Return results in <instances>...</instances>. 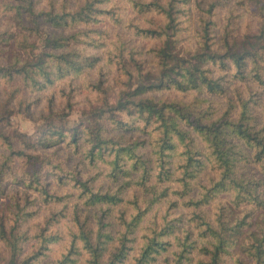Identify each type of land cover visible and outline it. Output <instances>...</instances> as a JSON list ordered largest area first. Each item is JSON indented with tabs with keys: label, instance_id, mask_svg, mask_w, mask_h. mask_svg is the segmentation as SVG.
I'll use <instances>...</instances> for the list:
<instances>
[{
	"label": "clouds",
	"instance_id": "1",
	"mask_svg": "<svg viewBox=\"0 0 264 264\" xmlns=\"http://www.w3.org/2000/svg\"><path fill=\"white\" fill-rule=\"evenodd\" d=\"M89 2L24 0L22 7L27 23L18 24L16 15L20 6L13 0H0V16L4 17L0 33L5 34L0 41V145L5 159L9 152L19 148L50 157L48 168L59 173L61 168L56 165L72 151L76 157L73 166L77 160L80 162L79 168L86 170L82 173L85 180L102 172L96 181L97 188L93 189L97 191L99 184L111 182V162L122 147H131L137 155L141 151L155 153L163 142L165 129L167 137L174 139L178 131L192 132L189 119L212 125L229 111L230 106L227 118L233 126L240 123L247 127V121L241 117L242 105L251 93L264 89V0H220L219 3L205 0L203 4L191 0L182 6L185 14L177 19L178 30H173L175 35L162 29L171 42L167 58L160 51L163 36L140 31L147 26L148 17L164 15L159 9L141 15L137 11L140 5L133 7L135 0H109L91 5L104 12L92 11L87 20L81 18L83 13L76 16L77 12L88 7ZM160 7L167 9L168 5L161 3ZM209 8H212L211 12ZM54 39L58 46H53ZM77 41L81 43L77 44ZM71 51L95 55L98 60L82 72L75 71L57 59L62 52ZM222 53H228L225 62L229 65V79L231 69L238 65L236 81L227 94L217 93L213 97L200 81H197L198 87H191L184 74V69L194 63L191 57L203 54V67L209 68L213 67V60L209 57ZM181 58L188 60L189 64H180ZM56 65H60V71L54 70ZM176 65L179 67L174 68ZM177 71L182 74L177 75ZM178 84L186 85V90H178ZM21 120L28 123L21 127ZM56 127H62L66 145L60 159L52 155L54 148L47 151L41 148L43 143L56 139L53 135ZM157 128L158 131H154ZM262 128L264 122L255 131ZM73 133L75 142L68 143ZM260 135L264 136V132ZM234 139L238 146L246 143L240 137L234 136ZM137 140L148 141L146 148L139 149L135 144ZM25 144L33 147L25 148ZM119 155L120 167L132 171L135 157L129 159L127 152ZM152 159L155 161L157 157L153 155ZM21 171L18 169L17 174ZM159 171V167L153 165L147 186L157 183L156 173ZM143 174L141 166L133 176L122 177L121 183L138 180ZM193 184L195 181L189 186ZM65 191L74 189L69 186ZM37 196L43 200L39 193L33 198ZM63 203L69 204L70 214L71 205L82 201L73 199ZM63 203L56 205V210L62 208ZM252 207L243 205L241 214ZM14 219L9 215L8 228L12 227ZM56 228H62V224ZM95 229L93 224V234ZM36 231L32 229V233ZM222 235L225 247L235 250L229 264H236L243 250H254L251 245L264 237V210L260 211L252 228L245 227L236 235ZM212 242H216L215 238ZM0 245V264H9L13 251L9 239L0 241ZM48 248V264H53L57 258L55 245L49 244ZM29 254L30 250L24 251L23 255L17 253V264ZM243 254L247 255L246 252ZM163 259L162 254L156 264H163Z\"/></svg>",
	"mask_w": 264,
	"mask_h": 264
},
{
	"label": "trees",
	"instance_id": "2",
	"mask_svg": "<svg viewBox=\"0 0 264 264\" xmlns=\"http://www.w3.org/2000/svg\"><path fill=\"white\" fill-rule=\"evenodd\" d=\"M13 2L20 6L17 10L16 22L27 23L25 10L22 7L24 0H13ZM105 2L109 0H90L88 7L81 9L75 15L81 16L83 13L81 18L87 20L88 14L92 11L97 13L105 11L93 9L91 5ZM216 2L219 3L220 0ZM161 3H167V9L161 8ZM188 3H191V0H135L133 7L139 4L137 11L141 15L153 9H159V13L164 14L151 16V20L147 21L148 26L141 28L140 31L157 37L163 36V47L160 51L165 58L168 57L171 42L170 37L162 29L171 31L172 35H175L173 30H178L177 19L185 14V8L182 6ZM199 3L201 4L200 1ZM208 11L211 12L212 8ZM36 19L39 21L40 18ZM4 35L0 33V41L4 39ZM80 43L77 41V44ZM53 46H58L55 39ZM202 55L192 56L191 60L194 63L184 69L189 84L196 88L197 81H200L213 97L217 93L224 95L228 89L227 84L236 81L238 65L231 69L232 77L229 79V65L225 62L228 53L209 57L213 60V67L209 68L203 67ZM57 59L62 60L69 68L82 72L85 67L90 68L98 57L80 51H71L62 52ZM180 64L188 65L189 61L181 58ZM178 67L179 65L174 66V68ZM51 70L53 69L50 66L49 71ZM54 70L60 71V65H56ZM176 74L182 73L177 71ZM240 79L243 81L244 78L241 76ZM100 83L103 81L101 80ZM177 88L184 91L187 86L178 84ZM261 91L264 93V89ZM251 97L252 99H248L242 105L241 117L247 121V127L240 123L233 126L232 121L227 118L231 111L230 106L229 111L212 125L201 124L199 119H189L192 132L178 131L174 139L167 137V129H165L163 142L155 153L141 151L137 155L132 152L131 147L118 149L111 162L112 172L109 173L110 183H119L113 193L108 190L93 191L94 181L100 178L101 172L85 180L80 175L86 170L79 168L78 160L74 167V163L68 164L70 159L68 157L64 163L56 165L57 168H61L57 173L48 168L51 163V158L48 156L16 148L9 152L5 159L3 146L0 145V194H3L8 184L16 185L19 189L39 193L43 196L42 201L45 204H62L66 198L72 196L70 193L60 192L62 186L70 184L77 190L76 199L82 201L81 207L85 211L92 210L95 220L93 224L96 225L95 233L93 234L92 230L93 224L87 222V219L79 221L76 218L73 221L75 231L67 232L68 248L55 264H123L130 255L132 264H156L162 254L163 264H190L193 262L194 250L201 255L194 264H229L228 260L235 254V250L225 247V237L222 233L236 235L245 227L252 228L257 222L260 211L264 210V136L260 135V132H264V128L259 132L255 131L257 129L255 122L260 117L257 118L258 114L253 112L252 106L258 104L259 99L254 95ZM262 119L264 121V111ZM154 131H158V128ZM62 132V127H56L53 132L56 139L43 143L41 148L44 151L54 148L53 156L57 150L66 148ZM234 136L242 138L246 143L238 146ZM74 142L75 133L68 143ZM135 144L143 150L148 141L137 140ZM9 147L13 148V145L9 144ZM24 147L30 148L33 145L25 144ZM69 152L71 156L74 155L72 151ZM120 152L129 153V159L135 157L131 166L132 171H125L120 167ZM153 155L157 157L155 161L152 159ZM153 165L160 169L156 173L157 183L147 186ZM252 165L256 166L258 171L248 175V168ZM141 166L144 168V174L138 180L130 179L121 183L122 177L133 176ZM206 168L213 173V176L206 180L207 183H202L201 175ZM18 169H22L19 175ZM192 181H195V184L190 187L189 183ZM196 185H199V188ZM129 189H132L133 199L126 202L130 206L128 210L132 211L129 219L121 213L118 217L119 223L113 222L108 212L111 207L123 202L120 195ZM137 196L141 201H138ZM188 196L192 198L185 199ZM8 198L7 205L0 204V241L9 239L13 248L9 256V264H17V253L23 255L24 251H29V248H31L30 254L19 261V264H36L40 261V257L46 256L48 245L57 243L61 239L56 231L50 232L49 229L65 217L67 204L63 203L59 211L52 212L46 220L44 219L36 234L27 236L26 230L21 229L34 214V211L27 210L29 206L27 203L29 204L30 201L24 196L21 206L16 190L15 192L12 190ZM162 204L163 213L160 211ZM99 205L106 207L100 208ZM243 205L253 207L241 214ZM176 210L180 211L177 215H175ZM9 214L15 217L11 228L7 227ZM229 224L232 225L231 228L227 227ZM251 234L256 235L255 232ZM194 235L195 239H192ZM212 238H215V243L212 242ZM31 240L34 242L26 245ZM172 247L175 248L174 251H171ZM251 248L254 250H243L236 264H253V262L264 264V237L254 242ZM245 252L247 255L243 254Z\"/></svg>",
	"mask_w": 264,
	"mask_h": 264
},
{
	"label": "rangeland",
	"instance_id": "3",
	"mask_svg": "<svg viewBox=\"0 0 264 264\" xmlns=\"http://www.w3.org/2000/svg\"><path fill=\"white\" fill-rule=\"evenodd\" d=\"M164 1V0H162ZM201 2V4H203L205 2V0H199ZM67 2V0H66ZM72 2H76V0H72ZM254 10V9H253ZM184 14H182L181 16H183ZM3 20H4V17L0 16V24L3 23ZM148 20H151V16L148 17L145 21L146 25L148 26V23L147 21ZM232 85L233 83H229L227 84V91L225 92V94H227V92L232 88ZM251 95H254L256 96V98L259 99V103L252 106L253 108V112H256L258 115H257V118L258 120L255 122L256 124V128H258V126L264 122L263 121V111H261V108L264 106V93L261 91V90H258L254 93H251L250 96H249V99H252ZM255 98V97H254ZM28 123L27 121H24V120H21L20 121V124H21V127H24L25 124ZM201 145V143H200ZM203 146V145H202ZM65 150V148H61L59 150H57L55 152V155L54 157H56L57 159H60V154ZM70 157V159L68 160V164H71V163H74V160H76V157L74 155L71 156V153L68 152L67 155H65L63 157V160H62V163L65 162V160ZM257 167L252 165L248 168V171H247V174L250 175V174H255L257 172ZM101 175H102V172H101ZM82 173H81V175ZM213 176V173L208 170L207 168L204 170V172L202 173L201 175V181L202 183H205V181L209 178H211ZM98 177V176H96ZM99 178L95 179L94 181V185H93V189L94 188H97V184H96V181L98 180ZM119 183H110V182H104V183H101L99 184L98 186V190H100L101 192H106L107 190L110 192V193H113V189L116 190V187ZM69 186H71L70 184L68 185H64L60 188V192H64V194H69L70 195L72 194V196H70L69 198H66V200L68 201H72L73 199L77 200L76 199V195H77V190L74 189L73 187H71L72 189H74V191H65L67 188H69ZM19 186H16V185H7V187L4 189L3 191V194H0V204H3V205H7V203L9 202V198H8V194H10V192L13 190L15 192V190L17 191V196L19 197V202H20V205H21V201L23 202V197L24 196H27L28 197V200L30 201V203L27 205L28 206V209H34V214L32 215V217L30 219H28L26 221V223L23 225V228L21 230H26V234L27 236H33L34 234H36L39 230V226H41L43 224V221L44 219L46 220L50 214L52 212H56V211H59V210H56V205H59V204H54V203H48V204H45L43 201H41L38 197L36 198H33L34 193L32 190H24V189H19L18 188ZM121 198L123 199V202L116 205V206H113L110 208V212L109 215L110 217L113 219V222H116V223H119V220H118V217L120 216L121 213L124 214V217L126 219H129V215L131 214V210H128L130 209V206L127 205L126 202H128V200H133L132 199V189H129L127 191H125L123 194L120 195ZM138 197V196H137ZM138 201H141V198L138 197ZM67 205H65V217L63 219H61L57 224L53 225L50 227L49 231L50 232H57L58 235L60 236V240L57 242V243H51L53 245H55V249L54 251L56 252L57 254V258L54 260L53 264H55L57 262V260L60 258V256H62L67 248H68V244H69V238H68V235H67V232L69 230H73L75 231V228H74V225H73V221L77 218L79 221H84L85 219H87V222H89L90 224H93L94 223V219H93V216H92V210H89V211H85L84 208L81 207L80 203H75V204H72L71 205V213L69 214L68 212V208H69V204L66 203ZM162 207L160 208L161 210V213H163L164 211V205L162 204L161 205ZM27 209V210H28ZM47 209V212L45 211ZM180 210V209H179ZM175 211V215L178 214V212L180 211ZM182 210V209H181ZM28 212H30L28 210ZM184 212V211H183ZM210 213V210L209 212ZM10 215V214H9ZM13 217V215H11ZM92 222V223H91ZM144 223H146L144 221ZM62 224V228H56L57 225H61ZM26 225H28V227H25ZM35 228L37 229V231L35 233H32V229ZM56 228L55 231H52V229ZM30 233H32L30 235ZM192 239H195V235L192 237ZM34 242V241H30L28 244L26 245H31V243ZM24 247H26L25 245H23ZM0 249L1 248V245H0ZM174 247L171 248V251H174ZM28 250H31V248H29ZM48 252H49V248L48 250L45 252L46 256L45 257H40V261L36 264H48ZM192 257H193V262L190 263V264H194L198 258L201 257V255L198 253V251L194 250L192 252ZM231 259H229L228 261L230 262ZM133 263V260H132V257L131 255L128 257V259H126L124 261L123 264H132Z\"/></svg>",
	"mask_w": 264,
	"mask_h": 264
}]
</instances>
